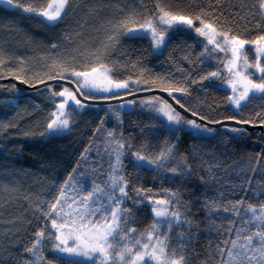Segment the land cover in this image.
<instances>
[{
    "label": "snow or ice",
    "instance_id": "1",
    "mask_svg": "<svg viewBox=\"0 0 264 264\" xmlns=\"http://www.w3.org/2000/svg\"><path fill=\"white\" fill-rule=\"evenodd\" d=\"M216 2L219 3V0ZM75 3L76 0H0V5H7L6 10L21 12L27 18L37 19L47 27H58L74 11ZM240 11L242 9L234 14L239 15ZM241 19H256L255 26L261 28V22L264 21V0H255ZM108 25L105 40L92 53L93 62L77 65L73 62L76 57L72 55L71 59L53 58L48 66V80L68 81L74 87L60 85V90H56L54 86L46 84L54 110L48 113L45 130L39 132L41 137H55L71 131L73 112L79 113L88 107L86 102L93 93L111 94L100 97L102 99L122 98L124 94H135L133 85L149 84L147 79H119L117 73L121 66L116 62L112 66L103 62L102 57H107L116 50L122 36L130 40L149 38L153 50L161 51L166 50L169 32L178 26H185L205 39L200 56L224 54V59L219 63L224 66L226 76H222L220 71H211L199 76L198 80H191L192 84L213 78L222 80L231 89L229 103L239 112L256 99L264 100V32L253 39L242 38L232 29L226 28L215 13L203 8L190 11L169 3V0H155L154 13L143 16L142 21L136 11L132 10L118 21H108ZM33 42L37 47L43 43L38 40ZM209 45L212 47L209 48ZM247 46H251L254 53L252 62L249 61ZM60 47L58 43L48 45L50 50H56L58 54ZM18 59L22 65L23 58ZM184 59L192 63L188 56ZM6 62L3 49L0 48V68ZM132 67H136L135 62ZM11 75L14 79L21 80L16 72ZM140 76H143V71ZM3 78L5 77L0 72V79ZM22 82L29 83L28 80ZM39 82L45 83V80L41 79ZM157 86L167 92L184 114L177 111L173 103L161 97L145 99L140 104L164 118V129L176 141L180 140L181 133L193 140L215 137L218 133L212 127L214 124L220 125L229 133L245 134L244 129L231 127L225 120L205 115L197 108L187 106V102H182V97L173 95H190L187 87L176 86L171 81L165 86L161 78L159 85L152 81L146 90L151 91ZM127 103L132 105L137 101ZM13 106L19 107L15 102ZM256 115L260 117L259 113ZM115 118L121 122L119 111L115 112ZM226 119L235 120L234 117ZM256 123L252 119L235 120L236 125ZM258 123L264 126V117H260ZM9 128H18V125L0 120V134ZM102 128L103 121L96 131L100 132ZM104 131L106 138L103 153L108 158L105 185L93 182L86 194L79 195L73 177L69 176L63 185L58 186L52 201L41 202L36 206L35 212L45 218V223L34 232L32 242L22 247V252L14 253L9 250L12 245L5 248L0 244V264H5L6 261L7 264H84L78 258H84L91 264H195L199 259L196 244L201 231L208 235L209 240L205 246L206 258L200 264H264V199H261L264 197V175L255 182L248 178L256 171L255 167L241 169L246 178L240 185H229L227 194L224 191L215 196L207 194L218 181L215 169L219 164L208 165L205 170L207 177H198L200 183L206 186L204 192L195 198L189 196L188 200L183 198L179 190L162 189L160 192H153L151 188L135 185L129 188L130 179L125 172L124 163L126 156L130 158L133 168L147 165L154 171L171 173L177 179H191L194 175L193 165L188 162L187 156L179 154L176 143L171 141L166 140L161 150L149 155L145 145L134 148L121 132L115 129ZM35 134L32 131L23 133L25 137ZM225 142L222 138L221 143ZM88 151L89 149H85V156L81 159H87ZM195 155L194 152L193 157ZM97 156H100L99 149ZM256 163L259 164V160ZM75 171L73 169V173ZM236 187L245 195L246 189H251L252 196L259 202H246L243 196L239 200L228 199V195L235 194ZM68 189L77 192L78 198L77 195L69 196ZM127 202H131L133 207L129 208ZM144 203L151 206L154 218L147 229L138 231L131 226L134 223L133 208ZM197 203L199 211L204 213L203 221L198 220L193 212L194 204ZM225 213L228 216L222 219V214ZM201 223L205 225L203 229ZM213 234L216 236L215 241L211 239ZM46 252L52 254L51 258Z\"/></svg>",
    "mask_w": 264,
    "mask_h": 264
},
{
    "label": "trees",
    "instance_id": "2",
    "mask_svg": "<svg viewBox=\"0 0 264 264\" xmlns=\"http://www.w3.org/2000/svg\"><path fill=\"white\" fill-rule=\"evenodd\" d=\"M254 2L255 0H219V3L216 0H169V3L190 11L203 8L215 13L226 28L246 39H253L264 32V21L261 22L262 27L257 28L256 19H241ZM73 8L74 11L58 27H47L37 19H29L21 12L6 10L7 5H0V48L7 61L0 68L3 76L12 77L11 73L16 72L21 80H28L30 85H35L41 79L48 80V66L53 58L71 59L74 55L76 59L73 62L77 65L93 62L92 53L105 40L108 21H118L132 10L136 11L142 21L143 16L154 13L155 0H76ZM238 9L242 11L235 15ZM36 40L42 41V45L37 47L33 42ZM50 43L61 45L59 54L48 48ZM205 43V39L192 30L178 26L169 32L166 50L154 51L149 38L130 40L122 36L116 50L102 59L109 66L113 62L121 66L117 73L119 79L132 77L133 80L149 81L148 85H133L135 92L146 90L152 81L159 85L162 78L165 86L171 81L176 86L187 87L190 95H173L182 97V102H187V106L195 107L205 115L221 120H228V117H234L235 120L252 119L257 121L254 126L260 125L258 121L260 117H264V100L256 99L239 112L229 103L231 93L221 86L224 83L222 80L213 78L195 84L190 82L211 71L227 75L224 66L219 63L224 59L223 53L200 56ZM185 56L192 63L184 59ZM248 56L250 59L254 57L251 46H248ZM18 58H23L22 65ZM133 62L136 63L135 68L132 67ZM141 71L143 76H140ZM47 85L54 86L56 90H60V85L68 86L56 82ZM155 88L160 89L159 86ZM147 96L165 99L159 94L132 99ZM93 97L102 99L100 97L106 96L90 98ZM11 98H17L19 107L13 106ZM86 103L88 107L81 112H73L71 131L55 137H41L39 132L45 130L48 113L54 110L49 100L48 87L44 85L33 89H19L12 81L0 83V120L18 125V128H9L0 134V244L5 248L12 245L9 250L14 253L22 252V247L32 242L34 232L45 223V218L35 212L36 206L41 202L52 201L58 186L63 185L69 176L73 177L75 187L80 188L79 195L86 194L93 182L105 185L108 158L103 153L106 138L104 129L121 132L134 148L145 145L149 155L161 150L166 140L176 143L179 154L187 156L188 162L193 165L194 175L191 179H177L171 173L154 171L147 165L133 168L130 158L126 156L124 163L125 172L130 179L129 188L135 185L151 188L153 192H160L162 189L179 190L183 198L188 200L189 196L195 198L204 192L206 186L200 183L198 177H207L205 170L210 164L220 166L215 169L218 181L207 192L209 196H215L220 191L227 194L229 185H240L246 178L241 169L255 167L256 171L248 177L254 182L261 180L264 175V129L240 127L245 130V134L241 135L229 133L221 126H212L217 129L215 137L193 140L181 133L180 140L176 141L164 129L163 119L151 109L136 107L134 110L122 111L115 107L116 103ZM116 111L120 113L121 122L115 118ZM101 121L103 128L97 132ZM26 131L36 134L25 137L23 133ZM222 138L225 143H221ZM85 149H89L87 159H81L85 156ZM97 149L100 150L99 157ZM257 160L259 164L256 163ZM73 169H76L75 173ZM71 191L68 189V194ZM251 191L246 189L245 195L236 187L235 194L228 195V199L239 200L243 196L246 202L257 204L259 200L252 196ZM127 206L133 207L131 202H127ZM150 208L148 203L133 208L134 223L131 226L138 231L147 229L154 218ZM193 212L198 220H204V213L199 211L198 203L194 204ZM226 216L227 213L222 214V219ZM204 227L201 223V229ZM211 239L216 240L215 234ZM208 240V235L201 231L196 244L199 259L195 264H200L206 258L205 246ZM46 255L51 258L52 254L46 252Z\"/></svg>",
    "mask_w": 264,
    "mask_h": 264
},
{
    "label": "water",
    "instance_id": "3",
    "mask_svg": "<svg viewBox=\"0 0 264 264\" xmlns=\"http://www.w3.org/2000/svg\"><path fill=\"white\" fill-rule=\"evenodd\" d=\"M8 81H12L14 82L17 87L19 89H33V88H38V87H41V86H44L46 84H49V83H53V82H56V83H64L70 87H74V85H71L68 83V81H56V80H45V83H37L35 85H30L29 83L25 84L23 83L22 81L23 80H16L14 79L13 77H5L3 79H0V83H4V82H8ZM150 94H159L161 95L163 98H165L166 100L169 101V103H173V101L169 98L167 92H164L162 91L161 89H153L151 91H148V90H144V91H137L135 92V94H124L122 96V98H113V99H94V98H89L88 99V103H100V104H105V103H117V102H121V101H124V100H128V99H132V98H135V97H140V96H146V95H150ZM173 106L177 108V111H181L182 114H184L182 112L181 109H179V107L177 105H175L173 103ZM190 118V117H189ZM225 123L228 124V125H233V126H236V127H243V128H246V129H254L255 127H258L260 129H264V126L262 125H257V126H254L252 124H241V125H236L235 124V120H225ZM212 126H220V125H212Z\"/></svg>",
    "mask_w": 264,
    "mask_h": 264
},
{
    "label": "rangeland",
    "instance_id": "4",
    "mask_svg": "<svg viewBox=\"0 0 264 264\" xmlns=\"http://www.w3.org/2000/svg\"><path fill=\"white\" fill-rule=\"evenodd\" d=\"M167 38H168V36L166 37V40H167ZM247 47H248V46H247ZM161 51H162V50H161ZM161 51H156V52H161ZM249 61L252 62L253 59H250V58H249ZM253 78H255V76H254ZM221 86L224 87V88H226V89H228V90L230 91V93H231V89L227 86V84L223 83ZM120 91H121L122 93L125 92V90H120ZM231 94H232V93H231ZM109 95H111V94H110V93H93V94H92V96H109ZM152 97H158V96H147V97L138 98V99H128V100H124V101H122V102L116 103V104H115V107H116L117 109L122 110V111L134 110L136 107H139V108L145 109V108H148V107H146V106H142V105L140 104V101L145 100V99H149V98H152ZM132 100L137 101V103H136V104H132V105H128L127 102H128V101H132ZM10 102H11V103L15 102V103L17 104V98H11V99H10ZM121 105H123V107H121ZM232 106H233V105H232ZM233 108H235V107L233 106ZM148 109H150V108H148ZM160 117L164 120V118H163L162 116H160ZM76 189H77V192L80 194V192H81L80 188H76ZM71 190H72V189H71ZM77 192H73V191H71L68 195H69V196H74V195H77ZM77 198H78V195H77ZM78 259H80V260H82V261H84V262H86V263H91V262H89V261L84 260V258H78Z\"/></svg>",
    "mask_w": 264,
    "mask_h": 264
}]
</instances>
